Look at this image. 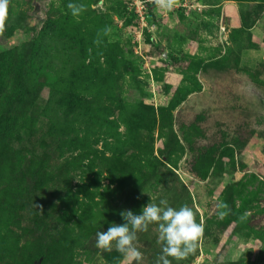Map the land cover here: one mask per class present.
Masks as SVG:
<instances>
[{"label":"rangeland","instance_id":"rangeland-1","mask_svg":"<svg viewBox=\"0 0 264 264\" xmlns=\"http://www.w3.org/2000/svg\"><path fill=\"white\" fill-rule=\"evenodd\" d=\"M160 199L205 226L172 264H264V0H10L0 264H136L96 233ZM157 228L137 233L140 264Z\"/></svg>","mask_w":264,"mask_h":264},{"label":"clouds","instance_id":"clouds-1","mask_svg":"<svg viewBox=\"0 0 264 264\" xmlns=\"http://www.w3.org/2000/svg\"><path fill=\"white\" fill-rule=\"evenodd\" d=\"M160 8L171 10L176 0H152ZM10 0H0V30L6 24ZM73 17H79L87 11L83 3L70 2L67 5ZM103 35L111 32L110 27L105 26L100 30ZM100 33H98V36ZM99 40L94 43L99 44ZM217 216L224 219L231 212L229 205L225 201H218L216 204ZM121 224H111L106 231L96 233V247L105 251H111L115 245L116 251L125 258L140 264L143 260V253L136 247L138 232H147L149 225H158L157 243L163 247L157 256L155 264H172V260L181 261L187 259L197 250L199 242L205 232L202 222L197 223L196 213L187 204L179 209L169 206L167 199H160L159 203L149 202L142 207L140 214H135L132 210H123L119 213ZM247 218L245 213L241 220ZM172 258V259H169Z\"/></svg>","mask_w":264,"mask_h":264},{"label":"trees","instance_id":"trees-1","mask_svg":"<svg viewBox=\"0 0 264 264\" xmlns=\"http://www.w3.org/2000/svg\"><path fill=\"white\" fill-rule=\"evenodd\" d=\"M240 9H239V13H240ZM17 82H18V80H19V76L17 75ZM227 192L225 191V194H226ZM228 195H231L230 193L228 194ZM228 195H226L224 198H227L228 197ZM230 208L232 209V207L230 206ZM230 218H231V215L229 214L228 216H227V219L225 220V221H229L230 220Z\"/></svg>","mask_w":264,"mask_h":264}]
</instances>
